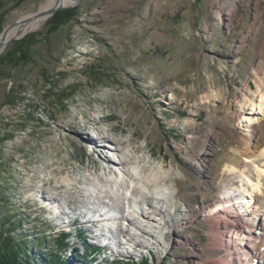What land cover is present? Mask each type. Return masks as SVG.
Returning <instances> with one entry per match:
<instances>
[{
  "label": "rangeland",
  "instance_id": "rangeland-1",
  "mask_svg": "<svg viewBox=\"0 0 264 264\" xmlns=\"http://www.w3.org/2000/svg\"><path fill=\"white\" fill-rule=\"evenodd\" d=\"M44 1H4L0 34L22 16L38 15ZM71 8L77 14L53 33L47 30L54 13L40 28L0 46V213L41 222L25 221L18 233H68L71 248L63 253L72 261L74 246L83 252L80 231L99 248L95 225L68 208L81 203L74 197L78 181L97 159L92 148L98 149L83 138H96L97 129L111 138L116 127L114 134L132 139L149 164L164 161L178 198L188 204L193 198L197 206L202 199L216 204L236 175L256 181L264 135L247 150L243 121L248 103L264 92V0H68L62 7ZM22 54L28 62L20 61ZM96 67L108 75L100 84L90 74ZM50 82L57 85L48 93ZM64 88L73 95L59 101ZM260 127L264 132V120ZM200 155L203 162L196 161ZM58 210L69 216H55ZM201 215L173 227L163 249L138 246L104 260L103 247L86 264H225L216 253L223 244L219 229L211 232L217 221ZM248 216L257 218L254 211ZM223 218L215 223L220 230Z\"/></svg>",
  "mask_w": 264,
  "mask_h": 264
},
{
  "label": "bare ground",
  "instance_id": "bare-ground-1",
  "mask_svg": "<svg viewBox=\"0 0 264 264\" xmlns=\"http://www.w3.org/2000/svg\"><path fill=\"white\" fill-rule=\"evenodd\" d=\"M66 4L68 0H45L40 3L37 11L39 15L26 14L5 31L3 38L0 34V46L3 47L10 40L40 28L49 16L47 12L50 9ZM248 105L251 111L246 113L245 121H243L245 122L243 126L248 132L244 134L243 142L247 150L249 147H256L259 139L264 135L260 127L264 120L262 89L259 91L257 102L248 103ZM254 106L257 111L253 109ZM114 129L111 128V138L98 129L96 138L92 135L86 139L83 138L88 145L98 148H92V152L97 154V159L89 161L88 174L78 181L80 187L74 197L81 202L80 205L72 208L70 204H67L69 209L77 210L78 215L84 218V222H92L95 225V231L99 232L95 244L99 248L107 249L104 260L114 253L120 255L129 253L123 242H120V236L126 237V245L141 246L144 251L150 248L163 249L172 240L173 227L190 223L197 214L203 212L205 215L201 216L214 217L217 221L215 223L221 222L224 217L221 230L214 222H211V232L215 233L216 229H219L218 236L223 243L221 248L216 250L217 256L222 258L218 262L264 264V178L260 179L264 174V147L256 154L259 158L257 160L259 164H255L256 181H245L243 177L236 175L228 180L231 187L228 184L223 187V195L216 204L211 202L212 199H202L197 206L196 198L191 199V204L184 202L181 197L178 198L177 189L172 187L176 185L174 175L167 165H164V161L149 164L148 157L134 149L132 139L121 138L114 134ZM97 142L100 143L97 144ZM106 148L110 154L104 152ZM204 159V155H200V159L197 158L196 161L203 162ZM230 169L235 170L234 167ZM195 177L196 174L190 181L191 187L196 186ZM235 177L237 180L234 181ZM60 199L66 201L62 197ZM128 204L132 207L127 210ZM119 211H121L120 215H118ZM250 211H254L256 219L249 218ZM54 212L55 216L60 214L69 216L66 211ZM107 216L109 217L106 218ZM123 223L128 226L127 229L121 228ZM111 227L117 231L119 237L113 235ZM139 253H142L144 257L147 256L143 250ZM233 255L234 262L229 258L234 257Z\"/></svg>",
  "mask_w": 264,
  "mask_h": 264
},
{
  "label": "trees",
  "instance_id": "trees-1",
  "mask_svg": "<svg viewBox=\"0 0 264 264\" xmlns=\"http://www.w3.org/2000/svg\"><path fill=\"white\" fill-rule=\"evenodd\" d=\"M4 1H15L13 6L19 5L21 1L24 0H0V7L5 3ZM76 8L71 9H61L57 10L48 19L49 28L47 33H53L56 31L60 25H62L66 20H69L76 15ZM35 37L34 34H29L27 38ZM38 42L34 39L32 42H27V44L33 45ZM24 44V40L21 41ZM26 53L25 51H22ZM21 62H28L29 57L22 54ZM99 67H96L94 72H90L93 75V80L96 84L102 83V80L107 77V74L99 72ZM1 74V73H0ZM56 83H51L48 88V93H51L52 89L56 86ZM73 95V91L64 88L61 92L56 94V98L59 101H65ZM49 98V96H47ZM7 102L13 104L12 100L7 99ZM2 214V216H1ZM33 223L40 225L41 222L33 220V218L27 216L23 218L13 217L11 214L0 213V264H86L87 258L91 257L94 250L99 248H94L85 242L83 232L80 231V242L83 245V252L79 251V248H73L74 259L67 260L65 254L63 253L67 247H69L68 233L60 231L53 238L47 234L45 230H40L38 232H32V234L18 233V229L22 227L23 222ZM37 221V222H36ZM71 247H69L70 249ZM45 249V252L42 250ZM92 258V257H91ZM147 259V258H145ZM78 261V262H77ZM90 261V260H89ZM140 264L139 262H123V264ZM112 264H119L118 262H113ZM143 264H149L148 261L143 262Z\"/></svg>",
  "mask_w": 264,
  "mask_h": 264
},
{
  "label": "water",
  "instance_id": "water-1",
  "mask_svg": "<svg viewBox=\"0 0 264 264\" xmlns=\"http://www.w3.org/2000/svg\"><path fill=\"white\" fill-rule=\"evenodd\" d=\"M62 7L63 6H56V7H54V8H52V9H50L47 13L50 15V14H53V13H55L57 10H61L62 9ZM39 15V14H38ZM13 25H15V23H13V24H10V25H8V26H6L5 28H4V30L2 31V33H1V37L3 38L4 36V33H5V31L8 29V28H10V27H12Z\"/></svg>",
  "mask_w": 264,
  "mask_h": 264
}]
</instances>
